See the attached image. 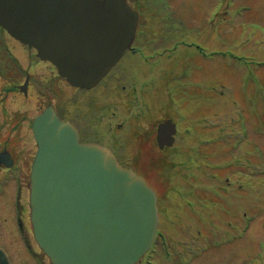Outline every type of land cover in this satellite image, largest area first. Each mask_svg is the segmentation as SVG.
Segmentation results:
<instances>
[{"label":"rangeland","instance_id":"374dc122","mask_svg":"<svg viewBox=\"0 0 264 264\" xmlns=\"http://www.w3.org/2000/svg\"><path fill=\"white\" fill-rule=\"evenodd\" d=\"M130 1L144 11L137 44L147 64L125 57V70L118 66L95 90L84 91L33 55L38 88L53 104L85 113L86 121H77L107 135L111 146L115 137L121 161L141 157L138 168L158 193L161 230L177 250L173 255L169 247L166 255L160 240L159 252L141 264H181V254L188 264H264V0ZM201 44L207 54L194 48ZM173 45L174 55L163 53ZM134 71L149 84L148 126L180 119L171 149L161 151L153 140L144 148L140 138H131L145 122L135 113L142 106L134 109L133 92L124 88V77ZM122 119L129 121L118 129ZM14 254L17 264L29 262Z\"/></svg>","mask_w":264,"mask_h":264},{"label":"water","instance_id":"95a60500","mask_svg":"<svg viewBox=\"0 0 264 264\" xmlns=\"http://www.w3.org/2000/svg\"><path fill=\"white\" fill-rule=\"evenodd\" d=\"M139 19L128 0H0V26L87 88L132 45ZM171 128L161 125L162 145L173 143ZM34 129L31 209L42 251L52 264H136L157 234L156 192L109 149L81 143L52 107ZM0 264H10L2 250Z\"/></svg>","mask_w":264,"mask_h":264},{"label":"flooded vegetation","instance_id":"af4514ba","mask_svg":"<svg viewBox=\"0 0 264 264\" xmlns=\"http://www.w3.org/2000/svg\"><path fill=\"white\" fill-rule=\"evenodd\" d=\"M5 34L6 32L0 28V248L8 252L13 264H17L14 254L16 251L21 257L29 258V262H24V264H38L36 254L39 251L33 233L29 187L32 166L38 149L34 121L37 116L46 112L52 104V100H49L48 91L38 88L35 82L36 78L31 73L32 64L29 63L24 67L22 62L19 64V59L17 60L13 53H10L12 58L10 61L8 60L9 57L6 56L7 53L4 50L6 48ZM130 53L126 61H135L137 64L142 62V64L140 63L142 66L147 64L146 60L149 57L147 58L144 51L138 52L135 49ZM136 56L137 58H135ZM124 59L115 69L118 66L122 67V70L126 69L124 68L126 61L122 62ZM47 65L51 66L48 63ZM49 68L53 73L52 66ZM114 70L103 82L114 73ZM124 83V88H132L136 95L132 107L136 109L137 106H142L136 109V118L140 120L145 118V122L142 121L131 138L136 141L140 138L142 146L150 148L151 140L157 142L156 134L160 120L151 128L146 122L149 109L145 105V101L149 84L144 82L140 71L135 74H127L124 77ZM65 106L61 111L56 108V111L62 120H70L77 127L82 142H97L113 149L118 145L115 143V137L111 139V142L113 141L111 146L107 135L102 136L96 128L91 130L89 126H85V123L78 122L77 119L86 121L85 113L76 112L71 107ZM114 116L118 118L116 115ZM128 121L129 119L126 121L122 119L116 127L122 129ZM140 161V156L132 155L128 161L131 163L121 162L129 168L137 170L141 165ZM155 254H157L156 251ZM43 261L50 264L47 263L46 258Z\"/></svg>","mask_w":264,"mask_h":264},{"label":"trees","instance_id":"16d2710c","mask_svg":"<svg viewBox=\"0 0 264 264\" xmlns=\"http://www.w3.org/2000/svg\"><path fill=\"white\" fill-rule=\"evenodd\" d=\"M263 120H264V117H263Z\"/></svg>","mask_w":264,"mask_h":264}]
</instances>
